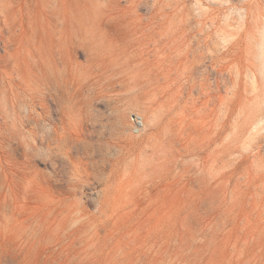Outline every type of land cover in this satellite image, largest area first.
<instances>
[{
    "label": "rangeland",
    "instance_id": "1",
    "mask_svg": "<svg viewBox=\"0 0 264 264\" xmlns=\"http://www.w3.org/2000/svg\"><path fill=\"white\" fill-rule=\"evenodd\" d=\"M263 17L0 0V264H264Z\"/></svg>",
    "mask_w": 264,
    "mask_h": 264
},
{
    "label": "bare ground",
    "instance_id": "2",
    "mask_svg": "<svg viewBox=\"0 0 264 264\" xmlns=\"http://www.w3.org/2000/svg\"><path fill=\"white\" fill-rule=\"evenodd\" d=\"M261 25H262L261 27L263 28V32H264V17H263V21L261 22ZM134 119L138 120L137 124H139V120H140V124L142 123L141 118L139 116H134L133 120ZM253 124H254V131H258L259 128L264 127V115H263V113L256 114V116L253 120Z\"/></svg>",
    "mask_w": 264,
    "mask_h": 264
},
{
    "label": "built area",
    "instance_id": "3",
    "mask_svg": "<svg viewBox=\"0 0 264 264\" xmlns=\"http://www.w3.org/2000/svg\"><path fill=\"white\" fill-rule=\"evenodd\" d=\"M133 121H134V123H135V124H137V123H138V120H137V119H134Z\"/></svg>",
    "mask_w": 264,
    "mask_h": 264
}]
</instances>
